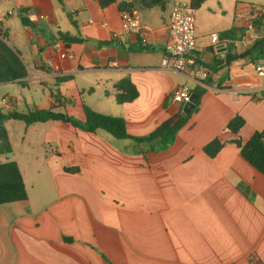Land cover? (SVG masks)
Instances as JSON below:
<instances>
[{
	"label": "crops",
	"instance_id": "crops-1",
	"mask_svg": "<svg viewBox=\"0 0 264 264\" xmlns=\"http://www.w3.org/2000/svg\"><path fill=\"white\" fill-rule=\"evenodd\" d=\"M173 2L137 11L150 27L144 43L138 30L123 31L118 4L0 0L6 42L28 72L22 83L0 82L1 101L12 107L0 101L6 113L19 101L8 85L21 84L30 93L29 83L40 82L49 98L26 106H57L80 120L88 106L124 118L130 135L144 137L188 114L187 103L172 100L178 86L201 92L198 107L165 150L62 121L24 123L28 167L43 182L28 183L13 147L0 154V162L18 163L28 193L26 200L0 206V264H264V174L233 143L264 130V76L257 71L262 65L238 60L228 71L212 67L226 50L222 41L212 45L209 39L245 27L250 5L238 17V5L227 13L222 0H205L196 10V62L178 71L162 65ZM257 30L255 38L262 32ZM61 34L82 41L68 44ZM252 42L246 37L237 47L242 51ZM138 44L149 49L138 50ZM125 77L138 96L121 104L115 84ZM237 115L246 122L233 133L227 125ZM215 139L224 146L211 158L205 147ZM74 167L79 170H65Z\"/></svg>",
	"mask_w": 264,
	"mask_h": 264
},
{
	"label": "trees",
	"instance_id": "trees-1",
	"mask_svg": "<svg viewBox=\"0 0 264 264\" xmlns=\"http://www.w3.org/2000/svg\"><path fill=\"white\" fill-rule=\"evenodd\" d=\"M102 8H106L112 4H118L120 11L133 10H148L154 7L164 9L167 4L174 0H97ZM205 0H191L192 6L197 10ZM264 7V6H263ZM24 25H30V20L23 19ZM262 32L257 34V37L249 44L246 49L239 50L237 43L241 42L247 34L245 27H233L219 34V42L222 41V48H225V55L222 57V62L214 59V65L221 64L222 71L228 68L238 60H248L255 62V60L264 59V14L255 22V27ZM61 37L69 42H81L79 38H71L65 34ZM8 35L1 29L0 25V82H14L22 83L23 79L27 77L28 72L26 65L8 44ZM138 50H148L149 47L138 44ZM208 78V77H207ZM115 88L119 90L117 94L118 103H126L133 101L138 96V91L129 77H125L115 84ZM201 95V92L198 91ZM57 99V96L55 95ZM200 101L198 100L192 111L186 115L179 114L163 124H161L155 131L144 137H135L128 133L126 122L124 118L112 115H106L94 111L88 106H84L85 119L68 115L66 112L60 111L59 107L51 106L48 109H35L28 112H18L16 110L11 112H4L0 107V154H8L12 152V145L5 126L8 119L23 121L26 125L35 123H43L48 121H62L70 123L76 128L83 131L96 133L98 130L106 131L117 139H131L138 144L147 143L152 149L165 150L169 148L176 139L177 133L187 124L191 114L196 110ZM245 119L237 115L229 124L227 129L233 133H238L245 125ZM242 157L256 168L259 172L264 174V130L256 131L251 138L242 142L237 139L234 140ZM224 146L220 139H215L205 147V152L214 158ZM67 172H77L79 168H65ZM28 193L24 181L23 174L18 163L14 160L0 162V206L10 204L16 201L26 200ZM70 241V239H67Z\"/></svg>",
	"mask_w": 264,
	"mask_h": 264
},
{
	"label": "built area",
	"instance_id": "built-area-1",
	"mask_svg": "<svg viewBox=\"0 0 264 264\" xmlns=\"http://www.w3.org/2000/svg\"><path fill=\"white\" fill-rule=\"evenodd\" d=\"M264 14V7L247 8V19L245 28L247 29L246 37L249 40L255 39V22ZM242 12L239 10L237 16L241 17ZM196 9L192 6L191 0H174L170 10L169 17V41L166 46V56L162 60V65L178 71H185L190 65L196 62L194 52L197 49L198 41L195 27ZM122 26L124 32L138 30L142 41L145 43L144 34L150 31V27L139 19L137 11H122ZM115 37H119L121 32L115 33ZM210 43L216 45L219 43V35L217 33L210 34ZM60 54L62 58L67 57V50L60 43ZM114 65H117L116 63ZM260 76H264V67L257 66ZM202 75H206L203 71ZM192 97L191 88L188 85L178 86L172 96V100L177 104L189 103ZM2 105L9 106L8 101L3 99Z\"/></svg>",
	"mask_w": 264,
	"mask_h": 264
},
{
	"label": "rangeland",
	"instance_id": "rangeland-1",
	"mask_svg": "<svg viewBox=\"0 0 264 264\" xmlns=\"http://www.w3.org/2000/svg\"><path fill=\"white\" fill-rule=\"evenodd\" d=\"M232 4H235L236 6L238 5L237 10H242L243 5L249 4L250 6L253 7H262L264 6V0H222V8L224 11H230V7ZM240 49V47H239ZM31 92L28 93L26 91V88L23 89L21 84H13V85H8L10 87V90L18 96V105L15 107L16 111L18 112H28L31 110L36 109L38 106H26V102L28 104L34 103L35 105H41L45 99H48L50 94L49 90L45 88L44 86L40 85V82L36 83H29ZM44 96V98H42ZM1 101V98H0ZM8 101V100H7ZM9 106H3L7 109H11V103L8 101ZM44 109L50 108L49 106H42ZM76 118V117H75ZM12 125L9 126V129H7L8 134L10 135V141L13 147V153L16 155V158L22 163L23 166V173L28 180V183L34 181L36 183H42L43 176H38V174H33V172L29 169L28 163L31 161L29 157L25 156L24 154V148L25 143L23 141L24 137V129H25V124L23 121L19 120H13ZM4 156L0 155V160L3 159ZM38 191L35 189L32 191V194L35 195L37 194Z\"/></svg>",
	"mask_w": 264,
	"mask_h": 264
},
{
	"label": "water",
	"instance_id": "water-1",
	"mask_svg": "<svg viewBox=\"0 0 264 264\" xmlns=\"http://www.w3.org/2000/svg\"><path fill=\"white\" fill-rule=\"evenodd\" d=\"M256 32L259 33V30H257ZM254 63H255V64H261V65L264 67V59H261V60H255ZM198 98H199L198 94H196V93H193V94H192V97H191L190 102L186 104V107H185V113H189V112L193 109L194 105H195V104L197 103V101H198Z\"/></svg>",
	"mask_w": 264,
	"mask_h": 264
}]
</instances>
